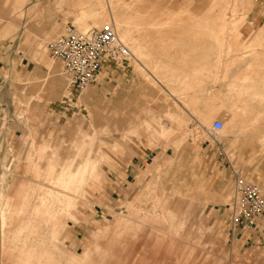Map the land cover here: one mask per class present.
Listing matches in <instances>:
<instances>
[{
    "label": "rangeland",
    "instance_id": "rangeland-1",
    "mask_svg": "<svg viewBox=\"0 0 264 264\" xmlns=\"http://www.w3.org/2000/svg\"><path fill=\"white\" fill-rule=\"evenodd\" d=\"M256 4L0 0V206L5 196L16 201L10 185L25 191L38 180L30 157L42 168L81 136L90 163L76 179L94 183L77 202L87 234L77 242L87 250L74 251L72 211L54 221V234L41 224L39 233L9 235L0 264H259L229 235L226 212L235 172L264 194V13ZM211 6L225 8L226 27L212 30ZM99 14L105 19L93 25ZM112 18L128 23L130 42ZM110 22L133 52L130 64L104 67V79L77 91L47 46L71 25ZM144 194L155 214L121 207Z\"/></svg>",
    "mask_w": 264,
    "mask_h": 264
},
{
    "label": "crops",
    "instance_id": "crops-1",
    "mask_svg": "<svg viewBox=\"0 0 264 264\" xmlns=\"http://www.w3.org/2000/svg\"><path fill=\"white\" fill-rule=\"evenodd\" d=\"M255 1L257 3L256 6L259 10L258 15L263 14L264 0ZM61 2L62 4H66L68 0H61ZM108 7L110 8V6ZM210 11L211 13L209 16L211 18L210 21L212 30L216 31L217 22L221 27H226L227 23L225 8L221 7L220 9L214 10L213 6H211ZM214 12L217 15H213ZM99 16H101V18H95L93 25L97 24L98 21L104 20L106 15L99 14ZM112 20L114 22L117 21L118 23L123 25V32L127 33L128 42H130L132 40V37L131 28L128 26V23L124 22L120 18H112ZM135 29H138L137 25ZM107 67L116 68V66L114 65ZM100 75L101 79H104L105 75H103L102 72ZM235 121L239 123L237 117H235ZM87 143V137L81 136L78 138V140L72 139L71 146H69L68 149L64 146L65 149L63 153H55L54 155L52 154L49 161L48 158L45 161H42L41 155L40 159L43 165L42 168L38 167L37 163H34L32 157L29 158L28 164H30V170L34 171L33 176L38 180L30 183L28 190L25 191L23 190L22 186L19 188L14 186L13 184L10 185L9 189L15 190L17 192L16 201H13L9 196H5L4 201L0 206L1 257L9 258V235L15 234L16 236H23L27 233V229H32L34 233H39L41 231V224H43V229L45 230L44 233L54 234L57 232V227L55 226L54 221L59 219L64 214H73L72 211L75 212L74 214H76L77 221V226L76 228H74L75 231L72 228V235L74 236H71L74 242V251L76 250V252L78 253L80 248L85 247V245L81 247L77 242L79 239V233L86 234V227L77 216V212H79L77 208V202L84 200V196L89 190L90 185L94 188V183L92 181V183L89 185L87 179H83V177H81L80 179L76 178H78V176H81L80 174H82L83 171H89V155L87 152H84L85 148L87 147ZM153 160H156L155 157L153 158ZM12 161L13 157L8 159L7 169L10 168ZM96 169L97 177L103 178V173L98 160L96 163ZM9 173L13 174L10 171ZM75 175L77 177L74 181L72 179L71 182V178H74ZM68 183H72L71 186L73 188H66L68 186ZM137 183H140L139 178L137 179ZM234 198L235 195L233 191V195L231 196V199L226 206V212L228 214L227 221L229 225V235L232 237V239L236 240V242L238 241L242 248L249 245L251 256L253 258H256L259 264H264V230L262 227L250 228L243 223L233 224L231 222L232 210L230 206ZM151 201L153 200L150 199V195L146 196L144 194V196L142 198H139L136 202H127L124 203V205H122L121 207H124L128 211V214H155L156 212L150 209L151 206L149 205V203ZM159 210H161V213L163 214L164 205H161ZM176 214H181V211L179 210ZM153 217L154 219H156L155 215ZM47 223L49 225H47ZM152 227L153 226H148L147 228ZM78 229L79 231H77ZM135 231L136 232L134 233L141 234L143 228L142 230L137 228V230ZM16 249L18 250V248ZM83 260L85 261L86 259ZM37 261H40V259H32L30 264H41V261L39 263ZM50 263L51 262H48V264ZM2 264L4 263L2 262ZM17 264H25L24 259Z\"/></svg>",
    "mask_w": 264,
    "mask_h": 264
},
{
    "label": "built area",
    "instance_id": "built-area-1",
    "mask_svg": "<svg viewBox=\"0 0 264 264\" xmlns=\"http://www.w3.org/2000/svg\"><path fill=\"white\" fill-rule=\"evenodd\" d=\"M47 48L51 57L61 62L69 85L77 91L95 84L104 67L114 65L125 69L132 59V52L109 23L86 31L71 25L64 34L49 42ZM223 127L220 120L211 124L214 132H220ZM234 195L231 222L264 230V194L259 186L246 182L235 172Z\"/></svg>",
    "mask_w": 264,
    "mask_h": 264
},
{
    "label": "bare ground",
    "instance_id": "bare-ground-1",
    "mask_svg": "<svg viewBox=\"0 0 264 264\" xmlns=\"http://www.w3.org/2000/svg\"><path fill=\"white\" fill-rule=\"evenodd\" d=\"M109 24H112V26L114 27V30H115V32L117 33V30L115 29V26H114V24L113 23H109ZM117 35H118V33H117ZM119 37V36H118ZM120 38V37H119ZM121 40V39H120ZM122 41V40H121ZM130 49V48H129ZM131 50V49H130ZM133 54V53H132ZM134 56V55H133ZM75 178L76 177H74V178H71V182H72V179H73V181L75 180ZM69 185H72V183H68Z\"/></svg>",
    "mask_w": 264,
    "mask_h": 264
}]
</instances>
